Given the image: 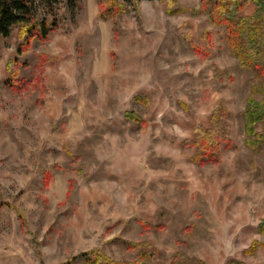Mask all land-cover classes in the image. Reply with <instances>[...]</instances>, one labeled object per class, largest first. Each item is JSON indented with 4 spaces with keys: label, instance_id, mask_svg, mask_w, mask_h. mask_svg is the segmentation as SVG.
Here are the masks:
<instances>
[{
    "label": "rangeland",
    "instance_id": "1",
    "mask_svg": "<svg viewBox=\"0 0 264 264\" xmlns=\"http://www.w3.org/2000/svg\"><path fill=\"white\" fill-rule=\"evenodd\" d=\"M29 1L57 26L27 48L25 25L0 34V264H264V144L244 125L264 82L225 26L200 0ZM237 1L262 59L264 7ZM221 102L232 145L212 161L185 142Z\"/></svg>",
    "mask_w": 264,
    "mask_h": 264
},
{
    "label": "trees",
    "instance_id": "2",
    "mask_svg": "<svg viewBox=\"0 0 264 264\" xmlns=\"http://www.w3.org/2000/svg\"><path fill=\"white\" fill-rule=\"evenodd\" d=\"M43 1L47 8L53 11L60 0ZM131 1L134 0H100V15L108 17L120 13L124 9V3ZM253 1L262 3L261 7H264V0ZM200 4L201 9L208 13L213 23L225 26L227 43L233 55L253 72L251 92L252 94L255 93L258 86L264 82V58L255 59L249 43L253 41L254 38L252 37L256 33L262 31L261 26H259L258 22L252 21V17L236 16L235 12L244 7V2L242 1L200 0ZM231 4H235L234 8H230ZM16 24L25 25L24 46L26 48L34 38L40 41L47 39L50 32L57 26L54 18L52 20L35 18L32 4L29 0H0V34L3 36L10 35L12 27ZM246 33L248 34L246 35ZM228 113V107L223 102L219 103L213 113L212 127L207 129L198 128L195 138L186 141L185 144L195 146L202 151L201 155H204L206 159L215 161L221 149L232 145V140L227 136L226 128L223 125V118ZM263 119L264 100L260 101L250 95L244 111V125L247 134L246 143L253 149H258L264 144V129L261 131L257 130L258 123ZM3 205L4 202L0 201V209ZM142 225L148 226L146 222H143ZM260 228L264 234V222ZM260 244L264 247V240ZM253 248H256V244H253ZM86 262L87 264H136L131 261H116L102 254L88 255ZM234 264L245 263L234 262Z\"/></svg>",
    "mask_w": 264,
    "mask_h": 264
}]
</instances>
